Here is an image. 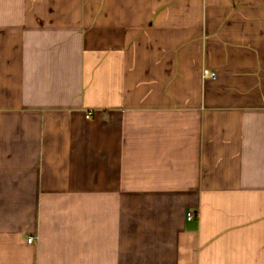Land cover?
<instances>
[{
	"label": "crops",
	"instance_id": "0c3cea01",
	"mask_svg": "<svg viewBox=\"0 0 264 264\" xmlns=\"http://www.w3.org/2000/svg\"><path fill=\"white\" fill-rule=\"evenodd\" d=\"M0 264H264V0H0Z\"/></svg>",
	"mask_w": 264,
	"mask_h": 264
},
{
	"label": "built area",
	"instance_id": "2783aa9c",
	"mask_svg": "<svg viewBox=\"0 0 264 264\" xmlns=\"http://www.w3.org/2000/svg\"><path fill=\"white\" fill-rule=\"evenodd\" d=\"M186 216H187V219H192L195 216V214L190 211V212H187ZM32 241H33V237L27 238V242L31 243Z\"/></svg>",
	"mask_w": 264,
	"mask_h": 264
}]
</instances>
